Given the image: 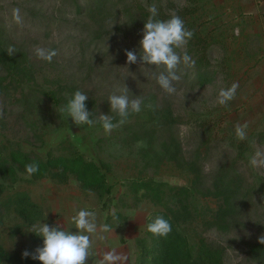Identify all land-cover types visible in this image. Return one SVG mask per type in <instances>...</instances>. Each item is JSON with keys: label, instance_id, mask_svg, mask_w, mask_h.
<instances>
[{"label": "rangeland", "instance_id": "374dc122", "mask_svg": "<svg viewBox=\"0 0 264 264\" xmlns=\"http://www.w3.org/2000/svg\"><path fill=\"white\" fill-rule=\"evenodd\" d=\"M153 4L157 19L174 13L197 29L204 42L193 38L187 54L212 69L201 78L183 68L173 95L157 84L161 69L139 60ZM37 48L58 54L49 63ZM125 50L137 53V63L127 64ZM233 82L235 99L214 103ZM124 84L130 99L142 100L141 111L105 134L98 117L118 123L108 98ZM77 90L88 95L91 127L62 110ZM0 113L1 156L16 150L44 160L79 151L106 176L105 186L83 189L68 175L34 178L13 164L14 177L0 172V264H41L22 256L43 246L33 226L75 233L71 218L84 208L113 229L93 240L86 264L112 250L124 257L120 264H141L140 240L152 245L145 228L155 212L173 217L193 251L202 241L221 250L224 264H264L249 255L264 235V167L250 164L264 151V0H0ZM245 123L247 138L239 140L235 127ZM137 179L164 183L168 192L160 201L134 193L129 184ZM180 188L185 197L176 195Z\"/></svg>", "mask_w": 264, "mask_h": 264}, {"label": "clouds", "instance_id": "9594fccd", "mask_svg": "<svg viewBox=\"0 0 264 264\" xmlns=\"http://www.w3.org/2000/svg\"><path fill=\"white\" fill-rule=\"evenodd\" d=\"M148 12L150 15L144 22L142 30L139 60L144 64L155 66V69H161L155 76L157 84L165 93L173 95L177 92L175 83L181 80L183 68L192 67L195 64L186 51L193 32L188 30L183 20L174 13L167 20L157 19L158 10L154 4L148 6ZM12 15L15 23L23 24L19 8L13 9ZM6 51L10 56L16 53L12 46H9ZM35 54L37 58L50 63L58 53L53 49L37 48ZM125 55L127 64L137 63L138 55L135 51L125 50ZM238 88L239 84L236 82H233L230 87L221 88L214 103L226 107L235 99ZM128 93L129 90L124 84L122 89H117L109 96L110 110L119 117V121L114 123L112 116L99 115L98 122L105 134L111 133L119 125L125 123L130 112L139 113L141 111L142 100L138 96L130 99ZM87 99L88 95L77 90L62 109L77 126L91 127L97 122L91 118L92 114L86 108ZM247 127V123L236 125L235 134L239 140L247 138ZM250 164L257 168L264 167V151H257L251 157ZM25 171L29 176L37 173L38 163L26 164ZM71 219L77 229L75 233L65 228L62 230L59 225L55 227H50L45 223L34 225L30 232L43 238V246L35 249L34 253L25 250L22 256L27 258L31 255L32 259L39 260L41 264H86L91 255L93 240H105L106 234L112 233L113 229L107 223L98 225L96 212L86 208L80 209ZM147 231L154 236L164 238L172 231V226L169 220L163 216H157L147 225ZM258 242L264 245V235L259 237ZM123 259L124 257L115 250L107 251L100 264H120Z\"/></svg>", "mask_w": 264, "mask_h": 264}, {"label": "trees", "instance_id": "16d2710c", "mask_svg": "<svg viewBox=\"0 0 264 264\" xmlns=\"http://www.w3.org/2000/svg\"><path fill=\"white\" fill-rule=\"evenodd\" d=\"M185 24L188 25L187 22ZM193 32L192 39L195 42H204V38L199 37L197 29L186 27ZM190 71L196 76L203 78L212 72L209 62L200 64V59L195 61V66L190 67L186 74ZM188 74V75H189ZM7 162L10 165L7 166ZM31 162H36L39 165V171L33 175L34 178H41L55 174L57 176H71L77 181L83 189H94L106 185V176L102 173L100 167L91 160L86 159L79 151H75L69 156L46 157L44 160L34 158L32 155L12 150L6 155L1 156L0 153V172L8 174L11 177L15 176V169L12 166L17 165L25 171V165ZM225 177H221L215 182L214 187L217 191L223 189L225 185ZM134 193L143 192L148 194L152 199L160 201L167 194V185L164 183H155L153 181L132 180L129 184ZM108 191L110 188L107 189ZM172 190V189H169ZM187 193H183V189L177 190L178 197H185ZM163 216L169 220L172 231L167 237H157L147 231V225L151 223L155 217ZM175 220L167 213L155 212L153 217L149 219L145 235L150 239L151 246L145 245L143 240L141 242V264H224L221 258L222 252L218 248L206 245L199 241L197 248L193 251L187 238L180 233L175 224ZM250 258L255 262H262L264 260V245L258 243L250 248Z\"/></svg>", "mask_w": 264, "mask_h": 264}]
</instances>
